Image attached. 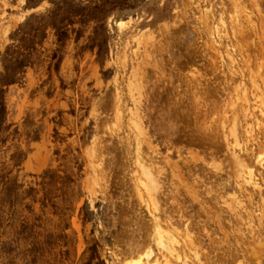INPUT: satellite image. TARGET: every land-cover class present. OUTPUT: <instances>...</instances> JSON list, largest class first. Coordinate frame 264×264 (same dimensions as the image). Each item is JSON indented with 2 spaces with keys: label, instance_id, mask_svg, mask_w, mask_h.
I'll return each mask as SVG.
<instances>
[{
  "label": "rangeland",
  "instance_id": "374dc122",
  "mask_svg": "<svg viewBox=\"0 0 264 264\" xmlns=\"http://www.w3.org/2000/svg\"><path fill=\"white\" fill-rule=\"evenodd\" d=\"M102 2L0 0V264H264V0Z\"/></svg>",
  "mask_w": 264,
  "mask_h": 264
},
{
  "label": "trees",
  "instance_id": "16d2710c",
  "mask_svg": "<svg viewBox=\"0 0 264 264\" xmlns=\"http://www.w3.org/2000/svg\"><path fill=\"white\" fill-rule=\"evenodd\" d=\"M137 1V0H136ZM112 6L113 10L115 9H134L136 7L135 2L132 0H103L101 4H97L94 6V10L97 12V16L103 15L106 11V6ZM94 15V14H92Z\"/></svg>",
  "mask_w": 264,
  "mask_h": 264
},
{
  "label": "bare ground",
  "instance_id": "6f19581e",
  "mask_svg": "<svg viewBox=\"0 0 264 264\" xmlns=\"http://www.w3.org/2000/svg\"><path fill=\"white\" fill-rule=\"evenodd\" d=\"M236 144H237V142H236ZM260 157H261V155H260ZM260 157H259V158H260ZM142 160H143V159H142ZM145 167H146V166L144 165V168H145ZM146 168H147V167H146ZM146 168L144 169V171H145V170L150 171V168H149V170H148V168H147V169H146ZM149 173L152 174L151 172H147L146 177H147V175H149ZM152 176H153V174H152ZM240 176H241V175H240ZM250 176H251V175H250ZM153 178H154V180L157 179V177L155 178V175L153 176ZM148 179H152L151 175H150V177H149ZM146 181H147V180H146ZM148 181H149V180H148ZM149 183H152L151 180L149 181ZM155 183H156V182H153V184H155ZM157 183H158V182H157ZM158 184H159V183H158ZM158 184H157V185H158ZM149 185H150V184H149ZM150 186H151V185H150ZM155 186H156V185H155ZM155 186H154V187H155ZM146 187H147V186H146ZM152 187H153V185H152ZM153 189H154V188H153ZM150 190H151V189H150ZM156 190H158V189H156ZM160 234H161V233H160ZM171 236H172V235H171ZM172 239H173V238H172ZM173 240H174V243H178V242H176V241H177L176 238H174ZM169 246H170V245H169ZM170 249H171V248H170ZM172 251H173V250H172ZM174 251H175V250H174ZM149 254H150V253H149ZM137 262H138V261H137ZM140 262H141V264H142L141 259H140ZM133 264H134V263H133ZM135 264H136V263H135ZM138 264H139V262H138Z\"/></svg>",
  "mask_w": 264,
  "mask_h": 264
}]
</instances>
